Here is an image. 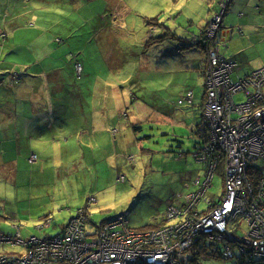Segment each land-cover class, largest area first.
<instances>
[{"label":"rangeland","instance_id":"374dc122","mask_svg":"<svg viewBox=\"0 0 264 264\" xmlns=\"http://www.w3.org/2000/svg\"><path fill=\"white\" fill-rule=\"evenodd\" d=\"M25 1L28 0L16 5L17 12ZM124 2L131 10H127L122 2L119 4L115 0L113 3L109 0H60L57 3L59 9H53L48 17L47 26L39 21L47 14L43 11L46 8L44 4L35 3V7L32 8V4L28 3L29 9L24 14L25 17L14 19L16 14L10 15L6 11L8 4L3 2V5H0V68L18 65L19 69H22L30 66L31 70L26 71L28 75L25 74L26 81L39 77L34 74V70L60 69V75L66 81L61 84L63 108L65 110L70 108L71 99L82 109L93 101V96L100 99L103 95L107 97L110 90L116 87L122 89L121 93L125 91L134 93L139 88H144V92L147 93L149 84L155 83L148 80L150 76L158 74L156 78H160L171 71L166 74L163 83L166 85L176 79L177 74L172 73L184 68L187 70V61L197 62L200 59L199 62L204 63L202 58L206 49L199 44L198 49L202 55L193 59L192 51L186 52L192 42L188 44L189 41L180 39L165 28L163 24L167 22L166 19L173 23L172 29L189 26L193 34H198L203 21L210 18L211 21L218 15L221 17L226 15L227 21L233 24H238L242 18L238 13H228L233 0H215L210 6L211 11L207 9L204 0H124ZM219 2L221 3L219 11L213 13ZM263 12L264 9L257 14ZM103 14L107 15L101 19L100 16ZM151 17L155 19H149ZM249 17L251 15H245L243 20L259 22L258 18ZM28 21H33L31 23L33 26L26 25ZM100 21L105 25H101L99 29ZM3 29L8 32L9 38ZM205 29L206 27L203 30ZM242 29L238 34H234L230 41L220 44L221 54L230 58L243 51V60L247 63L241 67L242 73L250 66L255 69L264 68V22L255 29L247 26ZM140 30L142 33H139ZM95 31L102 33L94 43L90 40ZM3 35L6 38H1ZM29 37L31 39L28 42ZM29 44L32 45L31 50L28 48ZM13 45L17 47L13 53L11 50L8 51L10 53L8 55L3 53ZM78 50L83 65L74 57L72 61L71 54L78 53ZM73 63L84 66L80 78H77L74 72ZM188 74L192 73L188 71ZM193 81L196 82V97L191 103L193 106L178 105L177 111L170 119L150 110L148 100L146 104L149 107L138 100V96L136 101L128 104L131 116H125V123L122 125L119 123L116 129L122 131L125 126L130 130L127 131L128 135L132 137L135 135V138L131 139L129 144H121L122 133H116L115 151L103 147L94 151L82 150L78 143L81 141L80 135L73 136L71 132L61 139V143L56 142L53 135L52 144L44 153H39L41 160H44L47 173L35 175L34 187L31 188L24 182L18 183L17 186L10 181L4 182L12 179V176L8 175L12 169L7 165L0 172L2 186L0 195L14 197L17 190L21 197L19 194L21 191L30 190L22 199L27 201L26 206L33 219L8 220L2 222L0 227L7 228L13 234L19 228L21 237L26 239L31 235L41 234L38 227L43 224L44 217L49 216L54 218V225H57L53 226L52 223L45 232L56 234L70 218L77 215L78 209L87 206L90 214L87 224L89 232L93 231V223L98 224L120 214H126L131 226L138 229L149 226L156 220L165 219L168 203L173 202L176 206L184 204L185 195L196 189L194 182L198 176L203 175L202 170L205 168L194 157L197 136L191 129L192 123L200 116L203 108L201 99L205 82L197 78ZM94 82L104 84L98 85ZM104 86L105 92L102 91ZM151 94L159 97L162 95L158 91ZM243 98L244 94L240 93L235 100L241 102ZM163 119L165 122L161 124ZM63 120L70 125L69 119ZM1 140L2 132L0 145ZM40 163L41 161L36 165L31 164L27 170L37 168ZM258 164L264 165V162L260 160ZM222 183V176L216 174L214 187L207 195L211 194L215 198L220 196ZM64 190H68L66 197L69 200L67 203L62 202L58 207L57 199ZM90 197H94L96 202L87 203ZM63 204L67 205L64 209ZM248 231L247 223L243 222L237 236L244 237ZM231 236L234 234L231 233ZM10 250L18 251L22 248L0 245V253ZM207 261L209 260H200V263L207 264L205 263ZM220 261L226 262L216 260L218 264Z\"/></svg>","mask_w":264,"mask_h":264},{"label":"built area","instance_id":"2783aa9c","mask_svg":"<svg viewBox=\"0 0 264 264\" xmlns=\"http://www.w3.org/2000/svg\"><path fill=\"white\" fill-rule=\"evenodd\" d=\"M221 21L220 15L214 18L204 36L211 47L202 139L194 157L205 168L194 182L196 189L185 195L186 202L168 206L161 226L144 229L133 228L125 216H118L93 223L89 232L90 214L84 207L60 232L50 234L45 229L53 219L46 217L38 227L41 234L23 239L19 232L0 233V245L25 247L20 253H1L0 264H188L191 256L212 246L214 253L224 246L223 258L233 260L235 244L248 264L255 259L264 264V165L258 164L264 162V68L245 76L236 73L237 61L220 52ZM82 69L76 63L78 74ZM240 93L244 100L237 103L234 99ZM193 98L189 90L179 104H190ZM36 158L33 153L30 161ZM259 171L262 176L255 187L251 177ZM216 174L222 176L223 187L215 198L207 193ZM94 202L90 197L89 203ZM243 222L249 231L240 238L237 233Z\"/></svg>","mask_w":264,"mask_h":264},{"label":"crops","instance_id":"0c3cea01","mask_svg":"<svg viewBox=\"0 0 264 264\" xmlns=\"http://www.w3.org/2000/svg\"><path fill=\"white\" fill-rule=\"evenodd\" d=\"M4 1L5 0H0L1 3H3ZM115 1L118 2L119 4L122 2L124 8H126L127 10L128 9L131 10L126 5L124 0H115ZM214 1L215 0H204V3L207 5L208 10L211 11L210 6L213 4ZM109 2L113 3V0H109ZM8 4L9 6H11L10 0ZM263 9H264V0H233V3L228 13H232V14L238 13L239 16H241L242 18L239 20L238 24H233L232 22L227 21L225 15L223 17V23H222V31H224L225 33L221 32L222 34L221 39L225 41V43L227 41H230L233 38L234 34L236 35L238 34V32H241L242 27L247 26L251 29L257 28L262 22H264V12L261 14H257V12H261L263 11ZM103 11H105V8ZM213 11H215V9H213ZM213 13H216V11ZM245 15H251V17L249 18H253V19L258 18L259 22L257 23L247 22L243 20V17ZM34 17L35 16L32 17V20H34ZM210 19L202 22V24L200 25L201 28L199 29V32H201L209 24ZM28 22H26V25ZM170 25H173V23L171 22ZM233 25H239V26L234 27ZM231 28H233V30H231ZM175 31L181 33V31L178 28H176ZM174 34H176L179 37V34L177 33ZM100 35L101 34L98 33L96 36L99 37ZM192 37L195 38V34H193L192 32L189 33L186 30L185 34L182 35V38L180 39L183 40L185 39L189 41L192 39ZM28 48L30 50L32 49L30 47ZM188 48H189V50H187L188 53L192 51L191 57L193 59L200 57L202 55V52L198 49L197 46L188 45ZM9 50H11V53H13L16 50V46L13 45L11 49L7 50V53ZM237 55L243 58V51H240L239 53H237L232 57H235ZM199 61L200 59L197 62L187 61V69H190V71L194 73L196 70L194 71L192 65L194 63H200ZM258 68H263V67H258ZM12 69L9 67L0 68V132H2V140H1L2 145H0V172H2V170L6 168L7 165H10V168L12 169L8 172V175L12 176V179L5 180L4 182L10 181L13 182L14 185L16 186L18 185V183L24 182L27 183L30 186V188L34 187V183L36 180L35 175L38 174L44 175V173L46 172L43 163L44 160H41V156L39 153H44L46 148L52 144L51 141L53 135L56 139L55 141L56 142L59 141L60 143H61V139L68 132H71L73 136L80 135L81 141H87V142H89L88 139L93 140L94 138L102 137L100 141H96L95 144L94 143L92 144V148L90 151H94L96 148L99 147L108 148L109 150L111 149L112 151L113 150L115 151L116 141L114 142V139H116L117 137L116 133L118 132L122 133L121 138L123 139L122 142L120 141L121 144L124 143L129 144L131 143V139L135 138L134 137L135 135L133 137L128 135L127 131L130 130L126 129L125 126H123L124 130L122 131H120V129L117 130L114 128L117 127V122H116L117 117L120 118V116H122V120H121V125H122V123L123 124L125 123V116L126 117L128 115L131 116L129 105H131L132 99L135 101L137 100V95L135 94L136 91L134 93L133 91L132 93L131 91H125L124 93H121L122 89L116 87L110 90V95L107 97L103 95L102 98L100 99V98H95L93 96V101L87 105L88 108L82 107V109L78 107V105L75 103L74 100L70 99L71 102L70 108L68 110H65L62 106V102H64V98L62 95V88L60 87V82L58 78L55 77L58 76V74L54 72L51 68L45 70H37V71L34 70V74L39 75V77H34L31 81H26L25 76L18 78L12 72L5 75V70L11 71ZM249 69L251 71L255 68H251L250 66ZM26 70L27 71L31 70V67L28 66ZM94 83H97L98 85L104 84L102 82H94ZM105 84H107V82H105ZM193 85H194L192 86L193 89L192 88L191 89L194 90L195 93V85H196L195 81ZM141 89L142 88L137 89L138 94ZM113 90H117V92H114ZM102 91L103 92L106 91L105 86L102 88ZM112 97H115V99H113ZM195 97H196V93H195ZM121 99H123L122 102ZM138 100H140V98ZM115 104H117V106H115ZM101 112L103 113L102 124H105L106 121L109 119L107 126L104 127H101L100 125L99 115ZM174 114H171L169 116H165V115L163 116L170 119V117L173 116ZM89 118L91 119V123H89ZM63 119H69L70 125H67V123ZM198 121L199 119L197 118L192 123L191 126L192 131H196V125ZM164 122L165 121L163 119V122L161 124H163ZM111 129L114 130L112 131ZM36 147L37 149H35ZM33 153L37 155V158L34 162H31L30 158ZM40 161L41 163L37 168L32 170H27L31 164L36 165ZM21 163H23V166H21ZM0 187L2 188V186ZM67 191L68 190H64L61 196L59 195V198L57 196L58 207L62 204V202L67 203V201L69 200L66 197ZM28 192L21 191L19 193L21 197H19L17 190L14 192L15 194L14 197L13 196L9 197L8 195L7 196L0 195V224L8 220L22 221V220H28L30 218L33 219L29 209L26 206L27 201L22 199ZM1 193L2 192L0 191V194ZM87 203H89V198L87 200ZM170 204H173V202L168 203V205ZM66 206L67 205L63 204L62 209H64ZM163 220L162 221L156 220L154 223L144 228L159 227L163 224ZM54 221L52 222L53 226H56L57 224L54 225ZM20 231L21 229L18 228L17 232L20 233ZM0 233L13 234L7 228L3 229L1 227H0ZM3 245H10L12 247L22 248V250H18V251L10 250L9 252H22L25 250V247L23 245H18V244H3Z\"/></svg>","mask_w":264,"mask_h":264},{"label":"trees","instance_id":"16d2710c","mask_svg":"<svg viewBox=\"0 0 264 264\" xmlns=\"http://www.w3.org/2000/svg\"><path fill=\"white\" fill-rule=\"evenodd\" d=\"M23 0H10V5L12 6H9V0H5L4 2L8 4V9L6 10L10 15L12 13H15V17L14 19H23L25 17L24 14H26V12L28 11V3H31V7L34 8L35 7V3H42L46 6V8L43 10L44 12H46V16L43 17V18H38V20L43 24V25H46L47 26V23H48V17L49 15L51 14V11L53 9H59L58 7V4L60 2V0H28V1H25V4L21 6V8H19L18 10H20L19 12H17V8L16 5L21 2ZM224 1V0H222ZM221 2V1H220ZM219 2V4L216 6L215 11H219L220 7H221V3ZM0 5L2 6L3 4L0 2ZM107 14H103L100 16L101 19H104L106 17ZM99 18V19H100ZM13 19V20H14ZM149 19H155V17H151ZM160 20V19H159ZM161 21V20H160ZM166 23H164L163 25L165 26V28L169 29V31L174 34V33H177L179 34V38H182V35L185 34V31L187 30V32L191 33V31L189 30V27L186 26V27H179L178 29L181 31V33H178L175 29H172V25L171 24V21H169V19H166ZM33 21H30L27 23L28 26H33V24L31 25ZM111 23V22H109ZM108 23V24H109ZM101 25H105L104 23H102L100 21L99 25H98V28L100 29V26ZM171 29V30H170ZM4 31H6L5 29H3ZM7 32V31H6ZM98 33H102L101 31H95V33L93 34L92 38L90 41L94 42L95 43V39H97L98 37L96 36ZM139 33H142L141 30ZM202 33H203V30L201 32H199L198 34H195V36H197V39H194L192 38L191 40H189V43L190 44L192 42V45L193 46H197L199 44L202 45V47L204 49H206V52L204 54V56L206 55V57L203 56L204 58V63L200 64V63H194L192 65V68L194 69V73L190 71V69H181L180 71H175L174 73L172 74H177L176 75V79L173 80V82H171L170 84L168 85H163L164 83V80H165V77L167 76L166 74H169L171 73V71H168V73H165V75H162L160 78H156V76L158 74H155L153 76H150L148 78V80H153L155 83L153 84H149V86L147 87V93L144 92V88H142L139 92V94L136 92L135 94L137 96H139L140 100L142 102H144L146 104V101L148 100V104L150 105H147L151 110H153L154 112H157V113H161L165 116H169L171 114H174L175 111L177 110L178 108V99H180L181 96H184L185 92L183 93V91H185L187 88L189 87H192L194 86L193 83V79L194 78H197L199 80H203L202 82H205L206 81V77H205V73H204V69L203 67H205V64L207 62V53H208V50L210 48V45L207 41H205L203 38H202ZM7 38H9L8 36V32H7ZM4 37V35L1 37V38H6ZM30 37L28 38V42L30 41ZM60 39L61 41H63L61 38H58ZM57 39V40H58ZM185 40V39H184ZM31 44H29L28 47L31 48ZM17 49V47H16ZM7 50L8 49H5L3 52H6L5 54L7 55ZM80 50H78V53H72L71 54V57H72V61H73V57L74 59H78V61H81L80 63H82L83 61L80 59V54H79ZM188 52V51H187ZM234 59H236L241 67H243L245 64H246V61L243 60V58H241L239 55L235 56ZM84 63H82L83 65ZM73 66H74V72L77 76V78H80L82 75H83V70H84V66H83V69H82V72L80 74H78L77 70H76V63H73ZM20 66L18 65H15L12 69V67H9L11 68L12 70L11 71H8V70H5V75L6 74H9V73H14L15 76H17L18 78H21V77H24L25 74H26V69L27 67L25 68H22V69H19ZM246 67V66H245ZM244 67V68H245ZM6 68V67H4ZM180 68V67H179ZM54 72H56L58 74V76H55L56 78H58L59 82H60V87H61V84L62 82H66L65 79L60 75V69H55V68H51ZM188 71H190L192 73V77L189 76L188 74ZM250 72V69L249 68H245L244 70V73H248ZM27 75V74H26ZM189 76V77H187ZM76 81V80H75ZM136 82V81H135ZM190 89V88H189ZM159 92L161 95V97L159 96H156L155 94H153V96H151L152 94L151 93H155V92ZM187 91V90H186ZM54 92V91H53ZM171 93H173L174 95H170ZM165 94H167L165 96ZM146 96H149L148 98H146ZM151 96V97H150ZM179 97V98H178ZM135 100L132 99L131 103L134 102ZM86 108H88L86 106ZM123 114V113H122ZM99 120H100V125L101 127H104V126H107L108 122H109V119L106 121L105 124H102V121H103V113L101 112L100 115H99ZM121 120H122V116H120V118L117 117L116 119V122H117V126L119 125V123L121 124ZM89 123H91V119L89 118ZM116 129V127L114 128ZM113 129V130H114ZM112 130V129H111ZM112 130V131H113ZM118 130V129H117ZM149 136V135H148ZM102 139V137L100 138H94L93 140L91 139H88L89 142L87 141H79V146L82 150H89L92 148V144L96 143V141H100ZM94 141V142H93ZM262 176V172L259 171L258 173H256L253 177H251L252 179V182H253V185L256 187L259 183V177ZM10 234V233H8ZM228 244H231V243H228ZM212 249H213V246L210 248V249H202L204 251V253L202 255H195V256H191L192 258H190V261L188 264H201L200 263V260H209L205 263L207 264H218V262H216V260H225L223 258V252H224V246H220L219 247V251L214 253L212 252ZM234 251H235V258L233 260H226L223 261V262H219V264H248L244 258H242V252L239 250V247L235 244V248H234ZM9 251H6V252H1V253H7ZM0 253V254H1ZM13 253H20V252H13ZM186 257V255H184ZM251 264V263H249ZM253 264H259L257 263V260L255 259V263Z\"/></svg>","mask_w":264,"mask_h":264},{"label":"clouds","instance_id":"9594fccd","mask_svg":"<svg viewBox=\"0 0 264 264\" xmlns=\"http://www.w3.org/2000/svg\"><path fill=\"white\" fill-rule=\"evenodd\" d=\"M225 15H223L222 16V21H221V24H220V28H219V36H220V44L221 43H225V41H223L222 39H221V37H222V34H221V32H224V31H222V23H223V17H224ZM214 19V18H213ZM213 19L209 22V24L206 26V29L205 30H203V33H202V38L203 39H205L204 38V36H205V34H206V32H207V28L212 24V21H213ZM231 30H233V28H231ZM241 30H243V29H241ZM225 33V32H224ZM194 39H197V36L194 38ZM225 40V39H224ZM220 46V45H219ZM210 47H211V45H210ZM210 49V48H209ZM208 52H209V50H208ZM220 52H221V50H220ZM227 58V57H226ZM230 58H233L234 59V57H230ZM229 59V58H228ZM234 60H236V59H234ZM237 61V60H236ZM207 63H208V53H207V62H206V64H205V67H204V73H205V77H206V66H207ZM237 63H238V67H237V70H236V73L238 74V75H240V76H245V75H247L248 73H250V72H252L253 70H255V69H253V70H251L250 72H248V73H242L241 72V65H240V63L237 61ZM256 69H258V68H256ZM190 89H188L187 91H189ZM192 90V89H191ZM205 90H206V87H205V85H204V92H203V95H202V99H201V106H203V103H204V99H205ZM187 91H185V93L187 92ZM193 91V93H194V90H192ZM185 95V94H184ZM238 95V94H237ZM236 95V96H237ZM236 96H235V98H236ZM182 97V96H181ZM180 97V98H181ZM194 97H195V93H194ZM194 99V98H193ZM179 100L180 99H178V105H188L189 107L192 105L191 103L190 104H188V103H185V104H179ZM243 100H244V98H243ZM234 101L235 102H237L235 99H234ZM237 103H239V102H237ZM198 119H199V121H198V123H197V125H196V131H195V133H196V139H197V141H196V143H195V146H196V149L198 148V144H199V142H200V140L202 139V134H201V124H202V122H203V108H201V114H200V116L198 117ZM123 179H124V177H122ZM222 187H223V183H222ZM190 192V191H189ZM90 199V198H89ZM170 205H174V204H170ZM169 205V206H170ZM168 208V207H167ZM118 216H125L126 217V219L128 220V223H129V225L131 226V224H130V220L128 219V216L126 215V214H120V215H117L116 217H118ZM48 217V216H47ZM116 217H113V218H110V219H107V220H104L103 222H105V221H108V220H111V219H115ZM46 218V217H45ZM53 219V218H52ZM165 221V219L163 220V222ZM102 223V222H101ZM132 227V226H131ZM134 228V227H133ZM147 228H151V227H147ZM138 229V228H137ZM140 229H144V228H140Z\"/></svg>","mask_w":264,"mask_h":264},{"label":"bare ground","instance_id":"6f19581e","mask_svg":"<svg viewBox=\"0 0 264 264\" xmlns=\"http://www.w3.org/2000/svg\"><path fill=\"white\" fill-rule=\"evenodd\" d=\"M197 149H200V147H198Z\"/></svg>","mask_w":264,"mask_h":264}]
</instances>
